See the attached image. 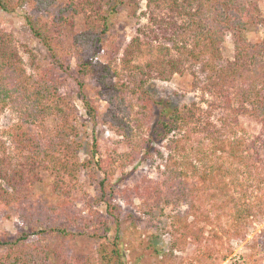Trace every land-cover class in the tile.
Segmentation results:
<instances>
[{"label":"trees","instance_id":"16d2710c","mask_svg":"<svg viewBox=\"0 0 264 264\" xmlns=\"http://www.w3.org/2000/svg\"><path fill=\"white\" fill-rule=\"evenodd\" d=\"M133 1L137 11L138 3ZM23 5L28 7L25 16L28 29L46 48L48 63L41 64L36 54L25 48L29 56L27 66L15 37L0 29V113L10 110L16 117L10 132L16 143L11 154L6 151L2 138L6 130H0V200L3 203L20 202L23 188L42 179L41 171L52 176L54 191L60 193L62 183L73 177L79 167H95L103 173L99 192L84 200L85 219L74 216V221H82V227L90 235L99 238L105 235L101 230L107 220L95 205L105 202L111 206L113 186L109 177L115 171L114 161L120 162L122 155L115 149L100 151L94 139L91 158L79 162L77 156H70L72 146L66 141L70 132L77 133L73 123L77 116L70 98L60 90L59 74L71 68L69 55L61 46L60 29L79 14L84 29L75 38L78 45L76 84L89 118L116 126L119 133L129 137L133 134L129 124H141L142 116L152 110L153 100L145 95V83L151 78L168 80L175 73L187 71L192 77L193 89L200 92L206 107L197 103L164 106L156 122L160 127L155 132L158 135L183 131L181 149L193 160V173L207 176L218 170L235 187L249 185L259 159L254 145L264 143V40L252 42L245 35L251 25L264 21L255 0H144V9L139 14L146 22L136 28L137 34L123 50L120 71L110 61L103 62L96 56L111 24L101 3L0 0V9L4 11ZM116 10L114 4L111 11ZM228 35L232 37L233 53L230 58H223L221 45ZM141 55L143 61L134 62ZM86 75L99 84L98 95L108 100V111L101 113L94 103L98 98L91 101L88 97L83 82ZM126 91L133 100L129 102L131 112L135 109L130 118L119 115V108L111 106L114 101L125 99ZM52 116L59 123L51 133L41 130L31 135L23 130L27 124L43 127L45 119ZM240 117L254 120L259 125V133L249 135L242 128ZM191 124L194 131L203 132L193 142H190ZM151 139L145 140L149 147ZM73 144L78 145L75 141ZM75 233L66 224L42 221L38 228L22 230L15 237L4 230L0 232V264H50L51 259L61 257L55 239ZM31 237L36 239L31 241ZM46 237L53 239L50 243L44 242ZM115 245L100 244L101 264H125Z\"/></svg>","mask_w":264,"mask_h":264},{"label":"rangeland","instance_id":"374dc122","mask_svg":"<svg viewBox=\"0 0 264 264\" xmlns=\"http://www.w3.org/2000/svg\"><path fill=\"white\" fill-rule=\"evenodd\" d=\"M95 1L102 4L111 21L96 56L103 62L110 61L120 71L123 50L137 34L136 28L146 22L139 14L144 9V0H136L137 11H134L133 0ZM255 1L264 18V0ZM114 4L116 12L111 11ZM27 11L26 5L11 11L0 9V29L15 37L27 66L29 56L25 48L36 54L38 62L47 64L46 48L31 34L25 22ZM83 29L80 14L60 29L61 46L69 55L71 65L69 72L59 74L60 90L68 95L76 109L77 118L73 123L77 133L70 132L66 138L67 144L72 146L70 156H77L79 162L90 159L94 139L100 151L115 149L122 155L120 162L114 161L115 171L109 177L113 186L111 206L105 202L95 205L107 220L101 230L105 235L100 238L90 235L88 229L82 227V221H74V216L85 219L84 200L99 192L98 183L103 173L95 167H79L73 177L62 183L60 193L54 191L52 176L41 171L42 179L23 188L20 202L0 200V232L6 230L15 237L22 230L38 228L40 221L66 224L76 233L55 239L61 257L51 259L50 264H101L102 242L110 247L116 243L125 264H264V143L254 145L259 159L249 185L235 187L218 170L207 176L193 173V160L181 149L183 131L159 132L158 135L155 132L160 127L156 122L164 106L197 103L206 107L200 92L193 89L192 77L187 71L175 73L168 80L151 78L145 83V95L153 100L152 110L142 116L141 124H129L133 133L129 137L119 133L116 126L89 118L76 84L78 45L75 38ZM245 35L252 42L264 40V21L251 25ZM221 46L223 58H230L232 37L228 35ZM143 58L142 55L135 57L134 62H141ZM83 82L90 100L98 98L94 103L100 112L108 111L109 102L98 95L100 86L96 80L86 75ZM123 95L125 99H118L111 106L119 108V115L130 118L135 110L131 112L129 108L133 100L127 91ZM240 118L242 128L249 135L259 133V125L254 120ZM15 121V114L10 110L0 113V130H6L2 138L10 154L16 144L10 135ZM58 123L52 116L45 119L43 127L27 124L23 130L31 135L41 130L51 133ZM189 128L190 142L202 137L203 132L194 131L193 124ZM147 137L152 138L150 147L145 141ZM74 141L78 145L73 144ZM133 143H137L136 146L132 147ZM138 146L144 147L138 150ZM128 154L132 155L127 157ZM4 186L7 187L5 181ZM52 239L46 237L44 242L50 243Z\"/></svg>","mask_w":264,"mask_h":264}]
</instances>
